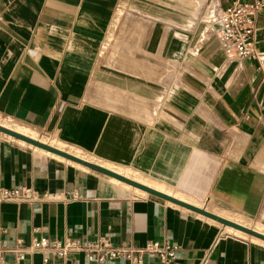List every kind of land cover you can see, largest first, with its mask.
I'll list each match as a JSON object with an SVG mask.
<instances>
[{
    "label": "crops",
    "instance_id": "1",
    "mask_svg": "<svg viewBox=\"0 0 264 264\" xmlns=\"http://www.w3.org/2000/svg\"><path fill=\"white\" fill-rule=\"evenodd\" d=\"M229 1L216 0L217 26L196 41L128 0H0V120L264 234V70L227 60ZM255 45L264 55V12ZM13 189L57 200L1 202L8 248L109 237L134 251L177 246L173 264H264L260 239L0 133V191ZM0 264L96 263L47 252ZM141 264L165 263L143 254Z\"/></svg>",
    "mask_w": 264,
    "mask_h": 264
},
{
    "label": "built area",
    "instance_id": "2",
    "mask_svg": "<svg viewBox=\"0 0 264 264\" xmlns=\"http://www.w3.org/2000/svg\"><path fill=\"white\" fill-rule=\"evenodd\" d=\"M264 12V2L254 0H230L219 15V39L227 60L257 62L264 70V55L256 49L255 30L256 18ZM79 198V196H75ZM57 200L56 196L45 194L40 196L31 190H1V202L34 203L40 200ZM177 246L154 242L145 250L134 251L125 246L115 247L109 237L96 240L71 239L50 240L46 237H34L29 246L21 244L8 248L0 242V258L6 253H13L17 261H23L27 254L50 252L59 260L68 261L84 256L87 261L96 264H109L118 260L130 261L133 264L142 263L143 254L157 255L165 264H173L176 258ZM48 259H45L47 262ZM206 263V260L203 264Z\"/></svg>",
    "mask_w": 264,
    "mask_h": 264
},
{
    "label": "rangeland",
    "instance_id": "3",
    "mask_svg": "<svg viewBox=\"0 0 264 264\" xmlns=\"http://www.w3.org/2000/svg\"><path fill=\"white\" fill-rule=\"evenodd\" d=\"M128 1L133 2V4L131 5L132 8L134 7L136 9L137 8L140 9V7H142L144 9V7H146L148 11L149 9H152V11L156 12L159 23H163V25L165 23L170 25L172 24L175 28L192 31L193 37L197 36L196 41L200 39L199 36L201 35L202 31L206 32L208 30L207 32L209 31L211 32L214 31L213 25L217 26L215 24L216 23L215 21H217L216 13H218L216 0H128ZM144 12L148 13L146 11ZM213 15L215 16L216 20L212 19ZM204 21L206 23H209L210 25L209 26L205 25L206 23ZM0 123L4 125L3 127L6 128H15L16 125L4 120L3 121L0 120ZM35 137L43 142L52 144L56 147H60L68 151L69 150L75 151V149H72L64 145H60L55 141H53L52 139L42 137L37 133ZM163 187L165 189V193L170 194L169 189H167V187L164 185ZM258 228L257 229L254 228V229L258 230ZM261 229L264 232V229L263 228ZM245 236L247 237L248 235L245 234Z\"/></svg>",
    "mask_w": 264,
    "mask_h": 264
},
{
    "label": "water",
    "instance_id": "4",
    "mask_svg": "<svg viewBox=\"0 0 264 264\" xmlns=\"http://www.w3.org/2000/svg\"><path fill=\"white\" fill-rule=\"evenodd\" d=\"M0 133L1 134H4V135H7L9 137H12L16 140H19V141H23L25 143H27L28 145H31L33 147H36V148H39L43 151H46L48 153H51V154H54V155H57L65 160H68V161H71V162H74L76 164H79V165H82L86 168H89L90 170H93V171H96L102 175H105V176H108L112 179H115L121 183H124L126 185H129L135 189H138V190H141L143 192H146L147 194L153 196V197H156V198H159L161 200H164V201H167L169 203H172V204H175L177 206H180L182 208H185L191 212H194V213H197L199 215H202L208 219H211L219 224H221L222 226L224 227H229V228H232V229H235L237 231H240L242 233H245L249 236H252V237H255L257 239H260L262 241H264V234L260 233V232H257L256 230L254 229H251V228H248L246 226H243L241 224H238L236 222H233V221H230V220H227V219H224L216 214H213V213H210L208 211H206L205 209H202V208H199L197 206H194L192 204H188L186 202H183L173 196H170L166 193H163V192H160L158 190H155L149 186H146L144 184H141L135 180H132L130 178H127L126 176L120 174V173H117L116 171L114 170H111L107 167H104L102 165H99V164H96V163H93V162H90V161H87V160H84L80 157H77L73 154H70L69 152L67 151H64V150H60L58 148H55V147H52L46 143H43L39 140H36V139H33L31 137H28L26 135H23L21 133H18L14 130H11L9 128H6V127H3L0 125Z\"/></svg>",
    "mask_w": 264,
    "mask_h": 264
},
{
    "label": "bare ground",
    "instance_id": "5",
    "mask_svg": "<svg viewBox=\"0 0 264 264\" xmlns=\"http://www.w3.org/2000/svg\"><path fill=\"white\" fill-rule=\"evenodd\" d=\"M212 19H214V20H216V18H215V16L213 15L212 16ZM216 22V21H215ZM1 124V123H0ZM1 126H4V125H1ZM13 127V126H12ZM9 129H11V130H14V131H16V132H18V133H21V134H23V135H27L28 137H31V138H34V139H36V137H35V134H34V132H32L31 130H29V129H26V128H23V127H21L20 126V124H19V126L18 125H15V128H9ZM10 138H12V137H10ZM37 140V139H36ZM21 144H24L25 145V142H23V141H19ZM27 144V143H26ZM65 150V149H64ZM71 153V152H70ZM54 155V154H53ZM57 156V155H56ZM82 166V165H81ZM119 173V172H118ZM130 173V172H129ZM128 172H121L120 174H122V175H124V176H126L127 178H130L131 177V174H129ZM135 178V175H134V177H133V179ZM136 179V181L137 182H139V183H141V184H144V185H146V186H149V187H151V188H153V189H155V190H158V191H161V192H165V189H164V187L163 186H160V185H158V184H154V183H150L148 180H144V179H142V177L141 178H135ZM151 185H153L154 187H152ZM129 186V185H128ZM138 192H140L141 194H144V195H147L146 194V192H143V191H138ZM228 230H233V229H231V228H228ZM234 231V230H233ZM257 231H260L259 229L257 230ZM235 232H237L238 234H241V235H243V236H245L244 234H242L241 232H239V231H235ZM255 238V237H254Z\"/></svg>",
    "mask_w": 264,
    "mask_h": 264
}]
</instances>
